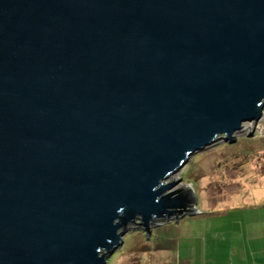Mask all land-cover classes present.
I'll use <instances>...</instances> for the list:
<instances>
[{
    "label": "water",
    "instance_id": "1",
    "mask_svg": "<svg viewBox=\"0 0 264 264\" xmlns=\"http://www.w3.org/2000/svg\"><path fill=\"white\" fill-rule=\"evenodd\" d=\"M263 110L264 0H0V264L200 213L170 177Z\"/></svg>",
    "mask_w": 264,
    "mask_h": 264
},
{
    "label": "rangeland",
    "instance_id": "2",
    "mask_svg": "<svg viewBox=\"0 0 264 264\" xmlns=\"http://www.w3.org/2000/svg\"><path fill=\"white\" fill-rule=\"evenodd\" d=\"M254 125L243 123L234 142L215 141L170 177L193 189L200 213L152 227L148 240L132 227L106 264H207V228L214 224L207 216L221 213L222 206L236 207L232 200L238 191L264 197V110L250 138Z\"/></svg>",
    "mask_w": 264,
    "mask_h": 264
},
{
    "label": "crops",
    "instance_id": "3",
    "mask_svg": "<svg viewBox=\"0 0 264 264\" xmlns=\"http://www.w3.org/2000/svg\"><path fill=\"white\" fill-rule=\"evenodd\" d=\"M234 196L236 207L207 216L214 223L207 228V264H264V197Z\"/></svg>",
    "mask_w": 264,
    "mask_h": 264
},
{
    "label": "bare ground",
    "instance_id": "4",
    "mask_svg": "<svg viewBox=\"0 0 264 264\" xmlns=\"http://www.w3.org/2000/svg\"><path fill=\"white\" fill-rule=\"evenodd\" d=\"M256 127H257V123H256ZM190 159V158H189ZM189 161V160H188Z\"/></svg>",
    "mask_w": 264,
    "mask_h": 264
}]
</instances>
